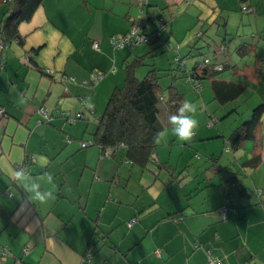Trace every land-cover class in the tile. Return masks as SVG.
I'll return each instance as SVG.
<instances>
[{"label": "crops", "instance_id": "obj_1", "mask_svg": "<svg viewBox=\"0 0 264 264\" xmlns=\"http://www.w3.org/2000/svg\"><path fill=\"white\" fill-rule=\"evenodd\" d=\"M263 2L147 0L142 11L136 0H41L30 19L19 24L16 39L4 38L7 47L0 51V249L6 248L0 264H208V252L220 264H264V205L259 204L264 202L263 190L259 201H239L242 193L235 202L224 203L212 184L217 179L211 178L201 184L171 181L153 197L148 188L154 184L139 183L142 173L137 168H142L122 161V151L107 156L95 145L80 146L92 142L94 117L102 114L113 90L123 85L124 65L140 58L142 67L163 70L167 64L152 58L155 49L162 50L172 40L177 45L182 41L183 48L186 43L184 58L193 60L190 72L200 56H207L209 43L221 38L218 45L226 46L220 54L229 59L216 54L217 62L211 63L224 65L220 72L228 71L227 79L216 77L217 72L200 86L207 81L215 101L212 79L240 83L251 93L261 92L264 104V50L249 34L263 36L225 31L230 11L244 5L252 8L254 17L264 16ZM8 10L0 0V40ZM158 16L169 25L157 43L132 50L110 44L112 36L125 35L138 18L150 20L145 32H152ZM182 46H177V53ZM90 74L101 78L91 83ZM177 92L184 101L183 91ZM40 107L53 115L55 110L87 113L95 123L84 116L70 124L56 115L50 124L37 123ZM263 124L264 113L254 139L248 140L249 151L243 145L234 151L227 141L234 164L224 169L223 179L233 174V165L255 170L264 162ZM30 157L34 162L26 164V173L40 180L42 191L53 192L43 203L30 201L11 175ZM252 164L254 168L246 167ZM48 173L54 187L46 182ZM126 220L135 223L128 228Z\"/></svg>", "mask_w": 264, "mask_h": 264}, {"label": "rangeland", "instance_id": "obj_2", "mask_svg": "<svg viewBox=\"0 0 264 264\" xmlns=\"http://www.w3.org/2000/svg\"><path fill=\"white\" fill-rule=\"evenodd\" d=\"M261 9L262 8H260V10ZM230 12L232 15L229 17L225 31H234V29H238L239 32L248 34L252 31L255 33L260 32L263 37L259 38L258 34L249 35L251 37L252 35L255 37L252 43H254V45L255 43H260V49L263 51L264 16L260 15L262 13H257L258 17H254L255 15L253 11L250 13L243 12V20H241L240 16L242 12L240 10H232ZM255 18L257 19L254 20ZM147 25L148 24H146V27ZM256 38L258 39L256 40ZM220 39L221 38L219 37L215 39L216 44L211 42L209 43L210 49L208 50L209 52H207V58L214 63L217 61L216 58L212 60L214 57V53H212L213 49L216 50V54H218L217 56H221L224 61L229 59L227 57L230 52L229 50H225L224 54H226L227 57L225 58L220 54L223 51L220 52L217 49L219 47L218 44L221 41ZM165 44H167V46H165L166 48L163 47L162 50L155 49V54L152 58L156 62L162 61L164 65L167 64L162 67L163 70L156 71L158 85L161 89L160 94L166 95L167 88L170 86L175 87L178 91H183L182 93L184 94V99L190 98L198 106L195 116L199 121V126L188 141H179L173 135L169 134L166 138V142H157L158 146L155 154L153 155L154 161L149 163L147 162L145 168L142 170L135 167L142 173V178L139 177V183L141 185L146 183L145 185L147 187L154 184L152 187L150 186L148 188V193L151 194V196H153L152 194H155L157 197L159 192H163V189L166 188V185L170 184L171 181H174V184H187V182L191 184H201L204 183V180L207 182L211 178H214L217 179L218 182L212 184L216 185L215 188L217 190V194L221 197V200L224 201V203L226 201L235 202L238 200V196L242 193L243 195L239 201H259L260 191H264V162L260 163L258 168L255 170H245L240 164L235 166L233 165L230 170L233 174L228 176V180L227 178L223 179L221 175L223 174L224 169L226 170L228 168L229 164H234L232 156L233 152L227 148V141L230 132L232 129L249 118L251 110L261 103L260 99L262 93H251L250 89H246L244 95L238 100L233 101L231 104L223 106L216 104L212 99L210 90L207 89V81H203L202 86L195 87L183 76V71H188V69L193 65L192 59L184 58L186 53L183 52V49L186 50V43L183 48L182 41H178V45L182 46L180 48L181 51L178 50L180 54L177 53L178 45L176 41L172 40L170 42H166ZM126 49L129 50V48ZM179 57L181 62L177 64L175 62V58L179 59ZM235 58L237 60V57ZM198 59H202V56ZM252 60L253 58L251 59V62ZM151 64L152 63L149 62V66H151ZM141 69H144L145 72L142 75L137 73L135 77L138 79H141L145 73L152 68L148 66H138L135 71L139 72ZM227 74L228 71H223L216 77L219 79H227ZM256 99H259L257 103H255ZM234 105L237 106L236 111L228 114L229 109ZM84 116L85 118H90L89 120L95 123L92 116L87 115V113ZM170 127L171 126L168 125L161 130V132L168 130ZM261 129L264 131V124L261 126ZM244 146H246L245 151H249L250 147H252V142L246 141L243 144V147ZM172 172H174L173 175L171 174ZM155 188L158 191H154ZM209 188L211 187H208L207 189ZM166 193V200L168 201L171 199L168 188ZM164 203L165 202L163 201V204ZM127 221L128 220H126L124 224L129 228L130 226L127 224Z\"/></svg>", "mask_w": 264, "mask_h": 264}, {"label": "trees", "instance_id": "obj_3", "mask_svg": "<svg viewBox=\"0 0 264 264\" xmlns=\"http://www.w3.org/2000/svg\"><path fill=\"white\" fill-rule=\"evenodd\" d=\"M4 2L9 6V10L8 16L3 23L2 40L0 41L7 47L6 41H10L14 38L16 39L19 24L30 19L34 10L41 3V0H4ZM146 6L147 0L144 8H146ZM243 6L240 7L241 12H244L242 11ZM244 7L250 8L247 6ZM144 8H142V11ZM162 19L164 20L163 16H158L155 19L157 26H155L156 28L153 31L158 29L160 20ZM145 20L146 24L150 21L147 18H145ZM165 23H167L168 27L169 23L166 21ZM162 32L163 31L159 33L155 40L149 41L146 45L157 43ZM4 38L6 39L5 42L3 41ZM224 45L225 44L222 42L217 48L218 51L222 52L224 50ZM213 53L215 56L216 51ZM204 59L208 60L206 64H203ZM141 65L142 59L140 58L124 65L123 85L113 90L102 114L97 116L96 119L94 118L97 127L89 146L95 145L99 147L101 151H107V156H113L117 152L122 151V161L125 163L130 162L143 169L147 162L154 161L153 155L158 146L157 138L159 133L170 125L168 117L177 112V109L183 102V98L173 86L168 87L166 95L162 97V94H160L161 89L158 85V77L154 69L148 71L141 79L136 78L134 71ZM222 68H224V65H213L206 55H202V59H199V61L194 64L190 72L183 71V76L188 79L193 86H200L202 80L214 78L217 72H220ZM98 77L100 79L101 75H98ZM210 87L214 100L221 105L238 99L241 95L243 96L246 90V86L243 84L216 79H212ZM81 101L82 100H80V102ZM263 113V103L252 109L249 119L242 122L232 131L228 140L230 149L236 151L245 141L254 139V131L260 123ZM54 115L58 116L55 113ZM54 115L52 114L53 119L55 117ZM53 119L46 124H50ZM246 167L254 168L255 166L252 164ZM15 171H17V169ZM24 172H27V167ZM262 194L263 192L260 193V196ZM259 204L264 205V202L260 201Z\"/></svg>", "mask_w": 264, "mask_h": 264}, {"label": "built area", "instance_id": "obj_4", "mask_svg": "<svg viewBox=\"0 0 264 264\" xmlns=\"http://www.w3.org/2000/svg\"><path fill=\"white\" fill-rule=\"evenodd\" d=\"M136 5L138 6V8H141V10H142V8H144V6L146 5V0H136ZM242 11L249 13V12H251V9L243 6ZM145 21H146L145 18L144 19L138 18V19L133 20L128 32L122 36H117V37L112 36L109 40L110 44L112 46H114V48H117V49L118 48H129L130 50H132L137 45L146 44L149 41L155 40L158 37L159 33L167 28V23H165V21L162 19V20H160V24H159L157 30L153 31L152 33L146 34L145 33V27H146ZM3 48H6V45L0 41V50ZM175 62L177 64H179V62H181V61L178 58H175ZM207 62H208V60L204 59L203 64H206ZM0 67H2L1 59H0ZM46 74L53 75V73L50 71H46ZM89 78H90L92 83H96L99 80L98 76H94L92 74H90ZM61 81L69 83L72 81V78H62ZM195 86L200 87L199 85H195ZM80 105H81V107H84L85 103L83 101H81ZM36 112H37V115L39 116V120L37 121V123L46 124L53 119L52 114L49 113L48 110L45 108L40 107L37 109ZM90 113H92V112L90 111ZM2 114H3V110L0 109V116H2ZM55 114H57L59 117L66 120L70 124H73L75 121L84 118V115L82 113L72 112V111H68V110H65V111L55 110ZM94 118L96 119L97 116ZM88 145H89L88 143H83V142L80 144L81 148L88 147ZM29 161L32 162L33 157H30L29 160H27L25 162V165H21V166L17 167L16 168L17 171L18 170L25 171L26 166H27L26 164ZM225 214H226V211L224 208L222 213H221L222 219L225 218ZM134 223H135V220H131L127 224L129 226H131ZM23 251L26 252V249H24ZM0 255L1 256L6 255V248L5 247L0 249ZM207 257H208V264H220L217 260L212 258L211 254L209 252L207 254Z\"/></svg>", "mask_w": 264, "mask_h": 264}, {"label": "clouds", "instance_id": "obj_5", "mask_svg": "<svg viewBox=\"0 0 264 264\" xmlns=\"http://www.w3.org/2000/svg\"><path fill=\"white\" fill-rule=\"evenodd\" d=\"M197 110V104L190 98H185L181 106L177 109V112L169 115L168 122L171 127L159 134L157 142H166L169 134L173 135L179 141H188L199 126V121L195 116ZM11 175L14 180L22 184L25 191L29 194L28 198L30 201L43 203L47 199L52 198V191H42L40 180L30 178L23 170L14 171ZM46 182L54 187L53 175L51 173L46 175Z\"/></svg>", "mask_w": 264, "mask_h": 264}]
</instances>
